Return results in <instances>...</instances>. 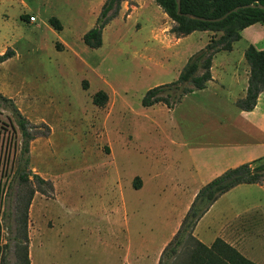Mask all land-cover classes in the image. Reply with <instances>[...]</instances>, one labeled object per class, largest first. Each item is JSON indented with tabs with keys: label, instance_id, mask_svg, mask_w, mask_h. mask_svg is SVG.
Segmentation results:
<instances>
[{
	"label": "rangeland",
	"instance_id": "1",
	"mask_svg": "<svg viewBox=\"0 0 264 264\" xmlns=\"http://www.w3.org/2000/svg\"><path fill=\"white\" fill-rule=\"evenodd\" d=\"M106 1L0 0V54L15 50L0 63L1 264H25L26 245L31 264H159L162 243L178 230L184 198L164 195L171 179L190 169L192 149L211 147L185 130L192 125H185L190 104L200 97L176 109L143 106L150 88L179 76L184 60L168 50L175 21L155 0H124L103 29L102 46L92 48L83 37L98 24ZM51 17L60 19L61 31ZM201 37L198 31L177 50L200 47ZM244 46L235 43L232 68L240 66ZM100 90L109 95L104 107L93 100ZM17 110L36 135L25 156ZM21 164L29 183L18 176ZM227 198L213 215L232 207L264 211V187L243 185ZM260 239L264 244V235Z\"/></svg>",
	"mask_w": 264,
	"mask_h": 264
},
{
	"label": "trees",
	"instance_id": "2",
	"mask_svg": "<svg viewBox=\"0 0 264 264\" xmlns=\"http://www.w3.org/2000/svg\"><path fill=\"white\" fill-rule=\"evenodd\" d=\"M123 1L107 0L104 3L98 24L83 37L89 47L102 46L103 29L119 14ZM155 1L175 21L172 32L178 37L187 36L194 31L207 30L215 33L222 32V34L219 37L212 36L204 48L188 59L177 80L150 88L142 100L145 107L162 102L170 109H174L188 93L206 88L209 81L213 79L211 69L214 56L221 51H231L234 43L242 38L245 28L256 23L264 25V0H181L183 14H179L177 0ZM237 7V10H233ZM230 10L233 11L224 19L208 20L220 18ZM186 13L200 18L188 17ZM203 17L207 19H202ZM49 22L56 30L63 29L59 18L51 17ZM14 54L15 50L8 48L5 53L0 54V63L13 57ZM245 56L250 65L249 85L246 96L239 98L236 105L242 110L250 111L256 107L258 97L264 91V49H257L251 44L246 49ZM0 96L3 97L1 92ZM93 100L97 106L104 107L108 103L109 95L105 90H100L94 95ZM17 113L24 137L22 152L25 156L30 152V142L36 138V135L30 132L28 120L18 110ZM32 175L39 183L47 182L38 174ZM18 176L23 183L30 182V174L23 164L19 167ZM262 181H264V161L263 158H259L229 168L204 185L196 194L177 232L164 247L159 264H256L236 251H233V255L224 253L223 248L226 246L222 242L215 246L207 245L195 235V229L201 218L224 193L240 184H257ZM139 187V184H135V188ZM34 193L35 189L32 188L24 203L23 242L28 241L29 208ZM24 249L25 264H31L28 246H24ZM2 256L3 247L0 246V264Z\"/></svg>",
	"mask_w": 264,
	"mask_h": 264
},
{
	"label": "crops",
	"instance_id": "3",
	"mask_svg": "<svg viewBox=\"0 0 264 264\" xmlns=\"http://www.w3.org/2000/svg\"><path fill=\"white\" fill-rule=\"evenodd\" d=\"M258 24L261 23L253 24L242 32V38L239 41H245V46L243 56L239 60L240 66L235 65L233 68L231 66L233 62L236 63L232 57L235 42L231 51H221L214 56L211 69L213 79L209 81L207 87L188 93L174 108L179 107L193 95L200 97L199 100L190 104L191 110L188 115L190 119L185 125H192L185 127V130L192 132L191 137L203 138L211 146L209 152H200V148L192 149L189 155L191 157L190 169L184 175L173 177L164 195L168 200L169 198L174 200L184 198L185 208L180 210L177 217L178 228L196 194L204 185L229 168L259 158L264 160V91L260 93L253 110H242L236 105L239 98L246 96L249 85L250 65L246 60V49L251 44L257 49H264V25L259 26ZM172 27L173 24L170 25V28ZM197 32L194 31L182 37L173 36L174 43L168 50L174 49V51L170 55L184 60L177 71L178 75L188 59L204 48L210 38L216 34L209 30L201 31L204 35L200 38V40L203 39V45L196 49L187 47L186 50H177V47L182 45L185 48V41ZM216 68L220 70L217 71ZM236 86H239L237 91H235ZM201 114H203L201 117H197ZM243 185L247 184L232 188L212 205L197 224L195 235L210 246H215L219 242L224 243L226 246L223 248L224 253L233 255V251H236L254 263L263 264L264 244L260 236L264 235V211H257L258 206H252L256 208L246 207L242 210L232 207L231 211L234 212L225 209L224 212L220 210L213 215L219 201L229 199L227 197ZM253 185L264 187V181ZM220 217L222 220L217 222V218ZM209 232L212 235L210 240L206 241L205 236ZM174 234L175 232L162 243V251Z\"/></svg>",
	"mask_w": 264,
	"mask_h": 264
},
{
	"label": "built area",
	"instance_id": "4",
	"mask_svg": "<svg viewBox=\"0 0 264 264\" xmlns=\"http://www.w3.org/2000/svg\"><path fill=\"white\" fill-rule=\"evenodd\" d=\"M30 20L32 22L36 21V16L35 15H31L30 16ZM5 233H6V229H5V226L3 224V218H2V216H0V246L3 245L4 242H6Z\"/></svg>",
	"mask_w": 264,
	"mask_h": 264
},
{
	"label": "water",
	"instance_id": "5",
	"mask_svg": "<svg viewBox=\"0 0 264 264\" xmlns=\"http://www.w3.org/2000/svg\"><path fill=\"white\" fill-rule=\"evenodd\" d=\"M177 2H178V8H179V14H183L182 12H181V0H177ZM260 6H263V5H260ZM238 9V7L237 8H234L233 10H237ZM233 10H230L229 12H227L224 16H222V17H220V18H217V19H208V20H221V19H224V18H226ZM186 16H188V17H194V18H200V17H198V16H196V15H194V14H191V13H186L185 14ZM202 19H207V18H205V17H203Z\"/></svg>",
	"mask_w": 264,
	"mask_h": 264
}]
</instances>
